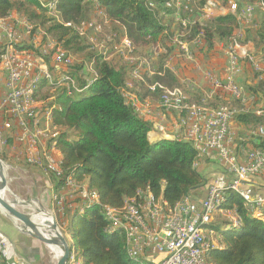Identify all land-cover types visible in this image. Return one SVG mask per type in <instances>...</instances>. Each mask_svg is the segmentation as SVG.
Segmentation results:
<instances>
[{
    "label": "trees",
    "instance_id": "trees-1",
    "mask_svg": "<svg viewBox=\"0 0 264 264\" xmlns=\"http://www.w3.org/2000/svg\"><path fill=\"white\" fill-rule=\"evenodd\" d=\"M169 1L172 2L56 0L57 14L47 18V7L44 8L40 0H0V18L6 17L15 8L30 21L43 25L44 35L51 34L57 46L73 54H80L87 60L78 65L71 64L67 71L56 70L52 85L55 86L54 99L50 105L53 106V123L64 128L58 135L56 132L52 136L54 148L57 147L61 153V160L57 162L63 169L60 177L52 175L54 188L61 187L64 178L70 174L71 181L76 185L77 182L85 181L86 187L90 189L88 192L97 200V203L89 205L82 214L75 212L68 218L67 230L74 246L71 249L75 252L76 259H81L84 264H140L127 256L122 231L108 233L104 230L108 221L102 206L120 208L126 199L141 204L145 196L157 200L156 197L161 195L162 201L172 208L188 192L193 194L204 188L201 186L204 172L209 167L218 166L216 160L210 158L205 160L206 166H194L197 157H200L195 146L174 135H171L172 140L161 139L150 143L147 140L150 124L136 114L121 92L126 82L134 79L130 74L131 67L135 64H130L129 67L117 54L105 59L103 54H98L91 43L86 41L83 37L85 33L80 34L72 25L81 22L87 24L92 19L100 21L97 10H102L110 18V25L118 39L119 36H124L133 45H149L152 50L176 48L177 44L170 43L173 39L171 36L181 32L185 33L181 39L186 41L198 36L203 46L200 50L206 53L212 50L216 41H223L226 45L229 41L230 44L235 41L232 33L238 26V21L234 13L227 12L201 19L200 10L206 0H192L191 12H184L181 6L178 15L185 19L190 16L192 19L186 20L193 22L182 26L181 21H178L180 25L176 30L173 20L176 19V10L173 3V7L166 5ZM235 1L239 9L246 4H256L252 9L253 14L256 9L263 8L264 11V0ZM226 2L228 0H220V3ZM67 22L70 24L65 25ZM33 27L32 25L31 29ZM250 31L244 29V38L238 37L237 41L245 43L251 39L255 44L254 56L264 59V24H260L254 33ZM161 41L167 43L166 48H162ZM11 48L33 50L36 55H41L32 46L22 48L11 43ZM180 52H171L170 55L184 59L181 50ZM45 59L48 65L49 60L47 57ZM90 62L92 68L88 69ZM161 69L153 74L151 82H161L164 85L167 82L163 80L169 77L172 83L168 85L173 88L178 86L173 72L169 68L164 71ZM257 73H254L253 82L245 85V88L257 99L258 107L264 110V72L263 75ZM45 81L37 80L33 86L36 84L39 87ZM66 82L68 86L64 84ZM160 88L161 91L156 89L150 93L156 95L154 99L161 93L163 95L172 91L162 86ZM35 90L32 88V100L37 103ZM161 96L159 100L156 99L157 103L161 101ZM141 97L145 103L147 98ZM187 103L200 104L189 97ZM237 119L244 125L264 124V118L254 113L240 114ZM261 144L264 146L262 142ZM55 200H58V195H55ZM220 207L233 209L240 219V226L233 230L224 229V222L223 225L217 222L212 224L218 231L221 245L209 251L208 260L213 264H264V216L247 209L244 199L233 189H226L223 193Z\"/></svg>",
    "mask_w": 264,
    "mask_h": 264
},
{
    "label": "built area",
    "instance_id": "built-area-1",
    "mask_svg": "<svg viewBox=\"0 0 264 264\" xmlns=\"http://www.w3.org/2000/svg\"><path fill=\"white\" fill-rule=\"evenodd\" d=\"M176 2V17H179L178 10L181 6L184 8V12H191L193 8L191 5L192 0H176ZM47 6L49 7V3ZM201 11V16L204 18L231 12L235 14L239 22H243V19H250L253 14L245 9H239L235 0H228L226 7L219 0H206ZM179 20L182 26L185 21H188L185 18H179ZM20 23L27 33L32 30L28 28L27 21L22 20ZM16 24L15 21L8 19L5 26H0V43L4 40L5 44V46L3 44L4 48L0 53V71L5 76V90L0 99V117L4 119L5 129L11 128L10 119L14 118H17L21 126L24 127L22 138L29 137L26 161L29 164L30 161H39L40 167L46 162L44 165L45 170H50L56 177H60L63 169L57 160L53 158V154L50 156L49 153L51 152L47 150L39 154L44 146L40 147V144H36L39 137L49 136L51 138L57 132L56 128L55 126L51 127V122L47 119V113L44 115V128H38L37 120L39 119H37L36 110L29 102H26V91L31 82L36 77H48L50 79L52 74L46 69L47 66L43 57L36 55L33 50L11 49V42L17 41L19 37L15 29ZM79 31L80 34L83 33L81 29ZM124 38L122 39L123 43ZM175 41L181 47L182 56L185 60H195L193 54L190 53L191 44L192 47L199 46L200 38L195 41L193 39L186 41L181 38ZM52 47H54V50L51 54V60L57 64L69 66L71 63L69 54L56 44H53ZM238 47L237 43H232L224 49L227 64L223 69V75L213 77L209 74V70L204 72V75L211 84L212 93L215 90H221L231 95L232 99L245 98L246 102L245 90L236 80L237 76L241 74L242 62L247 60L257 72L262 71L263 68H261L262 65L258 61L259 58H256L251 52L241 53L236 50ZM125 48L126 53H128L132 47L125 46ZM119 51L125 56L122 50L119 49ZM34 54L38 58L35 59ZM38 59L45 66L37 64ZM129 60V63L132 64L131 59ZM44 70L45 72H43ZM147 74H150V71ZM121 92L125 96L128 105L134 109L138 116L143 117L144 121L150 124L152 130L174 134L194 141L203 150V155L214 152L218 163H221L224 168V172L214 173L212 178L207 179L208 185L203 198L193 199L191 194L187 193L183 205L180 206L179 213H170L169 206L165 202H161L160 195V197H156L157 205H150L147 211L143 213H136V209L133 208L129 217L124 218L133 230L135 248L152 254L157 262L162 264H202L200 250L211 244L207 243V233L210 230L202 234V238L192 239V225L200 219L215 220L216 214L213 211V202L216 197H220L226 192V186L243 187L247 194L252 196V206L255 211L264 214V194L255 196L253 188L249 186L253 176L258 174L264 176V149L255 148L249 152H244L242 156L234 153L233 145L236 134L231 127L233 119H229V114L205 115L202 112L181 108L179 105L165 106L161 101L158 109H150L148 102L139 103L137 96L133 92H129L128 89L121 88ZM248 112H259L264 115V110L259 107L245 108L238 114H247ZM29 122H33L32 130L28 126ZM249 131V135L264 142V124H255L249 127ZM3 144L4 141H1L0 138V151ZM49 145L51 146L48 149L54 151V143ZM216 184H225V191H216ZM61 188L75 190L78 192L80 200L89 201L87 195L81 193L80 189L74 188L70 174L64 178ZM63 197H59L60 204ZM178 239H188V246H178ZM0 264L36 263L20 256L11 240L0 233Z\"/></svg>",
    "mask_w": 264,
    "mask_h": 264
},
{
    "label": "rangeland",
    "instance_id": "rangeland-1",
    "mask_svg": "<svg viewBox=\"0 0 264 264\" xmlns=\"http://www.w3.org/2000/svg\"><path fill=\"white\" fill-rule=\"evenodd\" d=\"M42 1H43V5L42 6L44 8L47 7L45 16L47 18L48 17L51 18V17L55 16L54 14H57L56 13V4H54V6L51 7V8H49L47 6L48 3L52 2L53 0H41V2ZM169 2L173 3L175 10H177V2H176V0H172V2L171 1H169ZM219 2H220V0H219ZM221 4L223 6H225V7L227 6V2L226 3H221ZM254 6H256V4L255 5L252 4V9L254 8ZM169 7H173L172 4H170ZM245 8L246 7L244 6V9ZM12 10L16 11L15 8L12 9ZM260 10H262V9H260ZM212 11H214V10H212ZM102 14L105 15L104 13H102ZM200 14L202 15V11L201 10H200ZM97 15L100 16V18H101L100 21H98V20L94 21L93 20L92 22L87 23V24H86V22H81L80 24H72V25L78 31H79V29H81L85 33L83 35V37L86 39V41L89 44L91 43V46L94 49L97 50L98 54L99 53L103 54L105 56V59L116 55L115 52L120 53L119 49L122 50L125 53V56L121 55V58L124 60L125 63L128 64L129 67H130V63H128V62H130L129 59H131V61L133 62L132 64H135V65L131 67L132 70H131V74L130 75L134 79L128 80L123 88L128 89L129 92H133L137 96V100H139V103H143L141 96H144V98H147L145 100V102H148V104H153L154 103L153 101L155 100L154 98L156 97V95L148 93V90H147V85L149 83H152L151 81H153V79H154V75H153L154 71H157V70H154V68L157 69V67L159 65L163 64V62L166 61L165 64L167 65V68H171L170 71L174 72L172 70V69H174V65H171L172 62L173 63L175 62V63H178V64H179V62H188V64H189V63H193L195 61V60L189 61L190 59L189 60H185V59H182L179 56H175L174 54L170 55L171 52L172 53L173 52L181 53L180 50H182V49H181V47H178V44H177V42L175 40L180 39L182 36L185 35V33L181 32V34L180 33L178 35L173 34L171 36V38H173L172 39L173 41L171 40L170 43L177 44L176 48H173V47H167L166 48L165 46H166L167 43H164V41L163 42L161 41L160 43L162 45V48L164 47L166 49L152 50V47H150L149 45H145V48H143L144 46L143 47L142 46H135V45H133L130 42V40L127 37L124 38V36L123 37L119 36L121 39L124 38V43L122 41L120 43V41L117 38V35L115 33V30L113 29V27H111L110 23H108V20H109L108 17L106 15L104 16V19L106 20V22H105L104 19H103V16L101 14H97ZM22 17H23V15H22ZM6 18H9V13L6 16ZM175 18L176 19H173V20H174V23H175L174 24L175 29L177 30L178 26L180 25L178 23V21H180V20H179V17H175ZM203 18L204 17L201 16V19H203ZM186 19H192V18L189 16ZM250 19H248V20L243 19V22H239L238 21V26L233 30V33H232V36H233L232 39L235 38V41L233 43H237L238 45H243L242 43L237 41V38L239 37L238 34L239 33L241 34L242 30H244V29H247V30L249 29L250 30L252 28L251 26L253 24L251 23ZM25 21H27L28 23H30V24H32L34 26L33 29L30 30V32L27 33V34L31 35L32 33H34V34L38 35V37L40 38V39H38L39 42H43L42 33H44V31H45V27L43 25L41 26V24L39 22L36 23V22L30 21L27 17H25ZM259 23H261V21H256L255 22V24H257V25H260ZM64 24L65 25H69L70 23L67 22V23H64ZM183 25H185V22L183 23ZM23 29H24V27H23ZM183 32H186V31H183ZM48 35H49V37H48ZM46 36L48 37L47 38L48 39V41H47L48 43L47 42L44 43V45H46V49H45V51L43 53L40 52V54L44 57V59H45V57L48 58V60H49L48 65L45 62L46 66H47L46 69L52 75H50V79L48 77H36V79H34L35 80L34 83H36L37 80L40 81L42 79H45L46 81L44 83L40 84L39 87H38V85L35 84V86H33V88L36 89L35 90V99H36L37 103L39 104V100L38 99H40V100H43L45 104H48V106H50L52 104V100L54 99L55 86H52V85H53V79H54V77H56V74H55L56 70H61V72L62 71H67V70H70L69 66L71 64H77L78 65V64L83 63L84 61H87V60L84 57H82L80 54H73V53L65 50L67 52V54H69V56H70V61H71L70 65L69 66H64L62 64L55 63L54 61L51 60V54L53 53V50H54V47H52V46H53V44L56 41L51 36V34H46ZM197 38H199V37L196 36L193 39V41H195ZM18 39H19V37H18ZM20 42L21 41L17 40L16 44H19ZM200 43H202L201 40H200ZM215 43H216L215 46H217L218 44H222L223 45V48L220 50V53H219L220 55L223 54V57H225V61H224L223 65H222L223 68L221 70H217L216 68H213L211 65H208L205 62V60H204V62H200L199 65H195V69L200 74V76H199V74H197L198 76L196 78H199L201 81H203L202 78L205 79V81L209 85H211V84L205 78L204 72L209 70L210 71L209 74L211 76H213V77L214 76L220 77L221 75L224 74L223 69L226 67L225 65L227 64V57H226V53L224 52V49L227 48L230 45V41H229V44H227V45L223 41L222 42H217L216 41ZM3 44H4V40H3V42L1 41V43H0V53H1V50L5 46V44H4V46H3ZM124 45L132 47L131 49H129L130 53L129 52L126 53V48H125ZM254 46H255V44H254ZM197 47L198 46L192 47V44H191L190 53H192L193 56L195 55V53H194L195 51L194 50H196ZM22 48H24V47H22ZM236 50H238L240 52L245 51L243 49H241V50L236 49ZM152 52H154L156 54H153ZM216 53H218V52H216ZM244 53H247V52H244ZM254 53H255V49L252 52V54L254 55ZM149 55H151V57L153 59H150ZM34 56H35V59L38 58L35 54H34ZM255 57L259 58L258 61L261 63V65H262L261 68H263V69L259 73L255 72L254 70H251V71H252L253 74L257 73V74L263 75L262 72H264V63H263L264 59H262L261 57H258V56H255ZM178 59H180V60H178ZM194 59H195V56H194ZM41 63L42 62L40 61V59H38L37 64H41ZM45 64H41V65L45 66ZM49 64H50L51 67L49 66ZM91 64H92V62H90L89 66L87 67L88 69L92 68ZM244 65H248L249 68L252 69L251 68L252 66L249 64V62L247 60H243V62H242V71H243ZM197 67H199V69H197ZM149 71H150V74H147V73H149ZM242 71H241V73H242ZM43 72H45V70ZM189 73L192 74V75L195 74L193 72H189ZM60 75L62 76L61 73H60ZM239 75L237 76V78L239 77ZM173 76L175 77L174 74H173ZM163 77H165V76H163ZM237 78H236V80L239 81ZM175 79H176V77H175ZM258 80H260V79H258ZM241 81L243 83H239L238 82V84L242 88H244L243 87L244 86V79H242ZM163 82H167L166 83L167 85L166 84H164V85H166V87H169L168 90H172V92L175 91L177 93H180V94H182L184 96H188L189 97L188 93L180 85L178 80L176 81L178 86L175 85L174 88H173V86L171 87V86L168 85V84L172 83L169 77L168 78L165 77ZM181 82H183V81H181ZM142 83H144V84H142ZM158 83L163 84L161 82H158ZM64 84L66 86H68V82H66ZM200 85H202V83H200ZM159 87H161V86H159ZM153 88H154V86L150 87V89H153ZM244 90H245V88H244ZM245 93H249V92L247 90H245ZM161 95H162V93H161ZM161 95H159L158 100H159ZM218 95H220V97H221L220 99L221 100H219L218 98L214 99V97H212L210 99H208V98L205 99V98L202 97L201 99H199V103L204 104V105L209 106V107H216V106H220V105H226L229 108H233L234 107L235 109H238V110L241 109V108L242 109L250 108L252 106L253 107H258V105L256 103L257 99H255V97L253 95H250V93H249V95L247 97V101L244 102V104H246V105L240 104L239 101H237V100H232L229 97V95L226 94L224 91H222V93L218 94ZM198 98H200V97H198ZM189 99H190V97H189ZM192 101H198V100H192ZM37 103H34V105L32 106L36 110L37 119H39V120H37L38 121L37 122V127L38 128H44V121L41 123L40 118L42 116H44L46 113H49L50 118H51V127H53V126L56 127V129L58 130L57 131L58 132L57 135H58L59 132L63 131L64 128L57 127L53 123L52 115H51V110H52L53 106H51V109L49 111H46L45 109L40 111V105L37 107ZM234 103L236 104V107H235ZM48 106L47 105H43V108H46ZM45 111H46V113H45ZM238 115H240V114H237L235 116V118ZM3 123H4V119L2 117H0V138H1V141H4L3 148L0 151V156L2 155L1 158H0L1 161L3 163L5 161H7L6 159H2L3 155L8 154V153L9 154L12 153V154H15V156L19 157V158H15V159L13 158L14 162L16 160L17 162L22 161V163H24V164L16 163V164H14V166H9L7 164L5 165V167H6L5 176L7 175L6 176L7 177L6 178L7 190L5 192L6 193L5 195H7L6 198L10 199L11 193L14 194V195H15V193L16 194L19 193V195H21V197H19V196L18 197L20 199H22V200H27V199L33 198V196H34L35 199L37 200V202L40 201L39 202L40 207L41 206L44 207L51 214V217L54 219L55 223L57 224V227H58L59 231L62 233V235L65 236L70 248H74L73 243L71 242L70 234H69V232L67 230L68 218H69L70 214L75 213V212H77L78 214H82L86 208L90 207V206L85 207L86 204L89 201L88 200H80V198L78 197V192L75 191V190H70L69 188H65L64 189V188H61V187H59L58 189H55L54 188V181L52 179V175L53 176H55V175L52 174L51 172H49L50 170H45V166L44 165L46 164V162H44L41 167H38V166L30 165L32 163H36V161H30V164L26 161L27 153H28L27 143H28V138L29 137L22 138L23 132H24V127L21 126L19 120L17 118L10 119V126H11L10 129H5ZM254 125H252V123H248L247 125H245V127L247 128L246 132L250 133L249 127L254 126ZM28 126L32 130L33 122H29ZM149 131L152 132L154 130H152L151 127H150ZM149 131H148V133H149ZM154 132H156L157 136L158 137L160 136V137H159V139H157L156 136L151 137L152 135L149 136L148 133H147V140L150 143L151 142H156V141L161 140V139L170 138L168 135L165 134V132H159L157 130L154 131ZM54 134L52 136H54ZM70 134H72L71 131H70ZM8 135H10L9 138H13L14 143H12V140L8 143ZM52 136H51V138L49 136L39 137V139L36 140V144H40V147L44 146V149L42 151H40L39 154L44 152V150L50 151L51 152V153H49L50 156L53 154L52 153L53 150L48 149V147L51 146L49 144H51L52 141H53ZM243 138L244 137H242L241 135H238V136L235 137L236 143H240V142L242 143L241 145H242V153L243 154H244V152H246V151L249 152L250 150H253L255 148L264 149V146L261 144V142L264 144L263 141L257 140V141L252 142V143H247L246 141L243 140ZM252 138H253V136H252ZM168 140H172V139H168ZM181 141H183V140H181ZM55 145H56V140H55ZM54 151H55V156H59V154L61 156V153L57 149V147L54 148ZM214 155H215L214 152H209L206 155H202L200 157H197L196 161L194 162V166L199 167L201 164H203L205 162L206 159L215 158ZM240 156H242V154H240ZM40 157L42 158L41 155H40ZM55 160H57V159H55ZM58 160L60 161L61 157L58 158ZM38 163H39V161H38ZM218 172H224V168H223L221 163H218V166L214 165L212 169H209V170L204 172V174H203L204 180L202 181L203 184L201 186L206 189V186L208 185L207 179H209L210 177L212 178L213 174L214 173H218ZM258 176H261V174L255 175L253 177H258ZM252 178H251V180H252ZM71 183L73 184L74 188L80 189L81 193H83L84 195H87L89 200L92 198V194L88 192V190H90V189L86 187V182L85 181L77 182V185L73 181H71ZM79 186H81V187H79ZM83 188H86V190L83 191ZM188 193L191 194V192H188ZM55 195H58V200H55ZM60 196H64L63 199H62V203L63 204L61 203L62 205L60 204V198H59ZM191 196L193 197V199H197V200L201 199V198H196L193 194H191ZM1 215L5 216L3 214V212H0V216ZM216 222L219 225H221V224L223 225V222L224 223L228 222V218H226L225 216L216 215L214 223H216ZM106 226H107V223H106ZM106 226H105L104 230L106 229ZM239 226H240V222H239V224H237L236 227L239 228ZM2 229L7 234H9V230H8L7 227H2ZM108 233H112V232H108ZM17 236L18 235H16V237ZM214 239H215V241L218 242V244L221 245L220 241H218L219 240L218 234H217L216 237H214ZM40 246L41 247L39 249H37V248L34 249V252L36 253L37 263L38 264H48V263L49 264H51V263L55 264V261L53 260L51 254L48 253L49 251L46 249V247L43 244L40 245ZM77 256H78V253H77ZM77 261L81 262L82 260L78 259Z\"/></svg>",
    "mask_w": 264,
    "mask_h": 264
},
{
    "label": "bare ground",
    "instance_id": "bare-ground-1",
    "mask_svg": "<svg viewBox=\"0 0 264 264\" xmlns=\"http://www.w3.org/2000/svg\"><path fill=\"white\" fill-rule=\"evenodd\" d=\"M171 3L168 2L166 5L169 6ZM9 18H0V26H5L7 24V20ZM28 28L31 29L32 25L28 23ZM184 35V34H183ZM16 43L17 41H12L11 43ZM55 44V43H54ZM126 45V44H125ZM12 50H15L11 48ZM133 75V74H132ZM36 79V78H35ZM33 80L26 91V102H29L31 106L34 105V101L32 100V88L34 84ZM186 95V94H185ZM176 96V97H173ZM232 99V96L229 95ZM188 96H184L180 93L175 91H168L161 96V103L165 106H175L179 105L181 108H188L190 111L194 112H202L205 115H212V114H229V119H233L234 115L239 112L241 109L229 108L226 105H220L216 107H209L204 104H195V103H187ZM232 100L239 101L240 104H243L244 98H236ZM159 103L154 104L156 109L159 108ZM235 104V103H234ZM153 106V105H152ZM154 107V106H153ZM152 107V108H153ZM154 107V108H155ZM236 107V104H235ZM151 108V105H150ZM174 135V134H170ZM175 136V135H174ZM177 138L183 139L185 141H190L195 146V149L198 152V155H203V150L199 148V144H195L194 141L189 139H184L180 136H176ZM7 176V175H6ZM5 176V177H6ZM14 177V176H13ZM12 177V178H13ZM7 178V177H6ZM9 178V177H8ZM226 189H233L235 190L243 199L244 205L247 209L254 211L255 208L252 206V197L247 194L245 190L241 188V186H226ZM225 184H216V191H224ZM6 194V193H5ZM30 195V194H29ZM144 196V195H142ZM7 197V195H5ZM185 197L177 202L172 208H169L170 213H179L180 206L183 205ZM10 201L13 203V207L28 212H34L32 217V224L37 229V231L45 237L49 244L45 245L46 249L49 251L48 253L51 254L54 261L58 257L61 256V248L52 242L54 237V232L51 229L52 217L48 211L40 210V204L37 202L35 198H30L27 200H22L18 197V195H14L11 193ZM223 201V194L220 197H216L215 201L213 202V211L216 215L225 216L228 218V222L224 224V229L233 230L237 229V224H239L240 219L238 218L236 212L233 209H223L220 207L221 202ZM161 202L162 199H161ZM97 203L96 198L92 195V198L86 204L85 207ZM150 205H157V200H151L149 196H145L143 202L141 204H137L132 200H125L124 204L120 208H113L111 206L105 205L102 206L103 213L108 221V225L106 226L107 232H114V231H122L124 235V242L126 247V254L129 259L136 261L140 264H162L156 261V258L152 254H148L145 250H137L135 248V243H133V230L126 219L131 214L133 208L136 209V213H143L146 212ZM259 215L264 216V214L257 211ZM212 224H214V220L210 219H200L199 221H195L192 225V239H199L202 238V234H204L207 230V243H211L206 246V248H201L200 250V258L202 264H213L212 262L208 261V253L212 248H218L220 244L215 241L214 237L217 236L218 231H216ZM219 238V234H218ZM219 241V240H218ZM178 246H188V239H178ZM75 252L70 248L69 256L67 258V264H84L82 261L78 262L76 259ZM49 264V263H48ZM53 264V263H51Z\"/></svg>",
    "mask_w": 264,
    "mask_h": 264
},
{
    "label": "crops",
    "instance_id": "crops-1",
    "mask_svg": "<svg viewBox=\"0 0 264 264\" xmlns=\"http://www.w3.org/2000/svg\"><path fill=\"white\" fill-rule=\"evenodd\" d=\"M54 4H56V0H53L52 2L49 3V8L53 7ZM245 7H246L245 8L246 11L252 13V5L251 4H246ZM242 9H244V7ZM102 13H103L102 10H97V14H101L103 16V19H104L105 15H103ZM22 15L23 14L18 13L15 10H10V12H9V19H11V20H13V21H15L17 23L15 29H16V31L19 34V39L18 40L21 41L18 44V46H21V47H24V48H26L27 46H32L33 48H35L39 52H43L46 49V45H44V43L48 41L47 38L49 37V35H48V37L46 35H43V42H39L38 39H40V38L38 37V35H36L34 33H32L31 35H28L27 32L21 26L22 24L20 23L22 20H25V17H26L24 15L22 17ZM108 19H109L108 23H110L111 20H110V18H108ZM93 20L94 19H92V21ZM100 20H101V18H100ZM250 20H251V23L253 24L251 26L252 28L250 29L251 30L250 32L253 33V32H255V30L257 28L260 27V25L255 24L256 21H261V23H259V24H262V23L264 24V11L260 10V9H256ZM104 21L106 22L105 19H104ZM192 22L193 21H191V22L190 21H185V25H187L188 23H192ZM185 25H183V26H185ZM243 31L244 30H242L241 34L240 33L238 34L240 38H244ZM119 41L121 43L122 39L120 38ZM242 44L243 45H239V47L237 48L239 50H241V49L245 50V51L242 50L243 52H241V53H244V52H247V53L251 52L252 53L254 51V49H255L254 43H253V41L251 39L247 40L245 43H242ZM143 48H145V47H143ZM201 48H203V46L200 43V45L197 47V49L194 50L195 51L194 52L195 53V55H194L195 56V61L193 63H189L188 64V62H179V64H178V63H175V62L173 63L172 62L171 65H174V69H172L174 71L173 74L175 75L176 79L179 81L180 85L188 93L190 99L199 101V99H201L202 97L205 98V99L206 98L210 99V98L214 97V99L218 98L219 100H221L220 99L221 98L220 95H218V94L222 93L221 90H215V92L212 93L211 92V86L205 81V79L202 78L203 81H201L199 78H196L198 76L197 74H199V72L195 69V65H199L200 62H204V60H205V62L208 65H211L213 68H216L217 70H221L223 68L222 65H223V63L225 61V57H223V54L220 55L219 53H220V50L223 48V45L222 44H218L217 46H214L212 48V50L208 51L207 53L204 50H200ZM216 52H218V53H216ZM115 53L121 58V55H122L121 52L120 53L115 52ZM152 53L156 54L154 52H152ZM149 57H150V59H153L151 57V55H149ZM121 60L124 62V60L122 58H121ZM165 62H163V64L159 65L157 67V69L154 68V70H159V69L162 68L161 70L164 71V69L167 68V65L165 64ZM169 69H171V68H169ZM189 72H193L195 74L192 75ZM154 73H156V71H154ZM199 76H200V74H199ZM253 76H254V74L252 73V71L249 68V66L248 65H244L242 73L237 78L239 80L237 82L243 83L241 80L244 79V86L243 87L245 88V85L247 86V84H250L252 82V80H254ZM180 80L183 81L184 83L181 82ZM4 83H5V76L0 71V99H1V96H2V94L4 92V90H5ZM200 83H202V85H200ZM154 85H155V88L159 89L160 91H161V88L159 86H162L164 88H169V87H166L165 85L160 84L158 82H152V83H149L147 85V90H148L149 93H153L156 90V89L155 90L150 89V87L154 86ZM246 95L248 97L249 93H246ZM198 97H200V98H198ZM156 99L153 101L154 102L153 104H150L151 105L150 109H156V107L154 105V104H156L158 102V100H156ZM38 100H39V104L37 103V107L40 105V111H42L43 109H45L46 111H49L51 109V106H48V104H45L43 100H40V99H38ZM244 102H245V98H244ZM244 102H243V104H244ZM43 105H47L48 107L43 108ZM242 110L243 109H241L240 111H242ZM46 111H45V113H46ZM248 113H254L257 116H262L264 118V115L260 114L259 112H248ZM48 115H49V113H47V119L51 122V119L48 117ZM40 121H41V123L44 121V116H42L40 118ZM231 127L235 131L236 136L241 135L242 137H244L243 140L246 141L247 143H252V142H255V141L259 140L257 137H253L252 138V136L249 135L246 132L247 128L245 127L244 124H242L240 121H238L237 117L234 118V120H232ZM148 135L149 136L152 135L151 137L156 136L157 139H159V137H160V136L158 137L157 133L154 132V131H152V132L149 131ZM166 135H168L170 137V138H168L166 136L168 139H171V135L170 134H166ZM9 136L10 135H8V143L11 140H12V143H14L13 138H9ZM241 144H242L241 142L240 143H236V141H234V145H233V152L234 153H236L238 155L243 154L242 153V145ZM3 157L7 160V161H5L6 163L4 162L5 165L7 164L9 166H14V164H16V163L24 164V163H22V161L17 162L15 160V162H14L13 158L14 159L15 158H19L18 156H15V154H12V153L9 154L8 153V154L3 155ZM60 157H61L60 154H59V156H55V151H53V158L58 160V158H60ZM211 159L216 160V162L218 163V160H217L216 157L215 158H211ZM30 165H34V166L40 167V162L38 163V161H36V163H32ZM200 166L201 167L206 166V163L204 162ZM212 168L213 167H209L207 170L212 169ZM249 186L253 188L255 196H257L258 194H264V176L253 177L252 180H251V184H249ZM17 194H18L19 197H21V195H19V193H17ZM205 194H206V189L205 188L199 189L198 191L193 193V195L196 198H203L205 196ZM33 198H35V197L33 196ZM1 216H0V222H1L0 223V233L11 240V242L15 246V249H16L17 253L20 256H23L26 259L38 264L37 263V259H36V253L34 252V249L36 248V246H35L33 240L29 236L19 232L17 227H16V225L14 224V222L12 220L7 218L6 216H2V217ZM2 227H7L8 230H9V234L10 235L7 234L5 231H3ZM16 235H18V236L16 237Z\"/></svg>",
    "mask_w": 264,
    "mask_h": 264
},
{
    "label": "water",
    "instance_id": "water-1",
    "mask_svg": "<svg viewBox=\"0 0 264 264\" xmlns=\"http://www.w3.org/2000/svg\"><path fill=\"white\" fill-rule=\"evenodd\" d=\"M6 167L5 164L0 159V212L12 220L16 225L19 232L29 236L37 249L40 245H47L49 241L45 239L34 227L31 220L34 212L22 211L13 207V203L10 199L5 197V192L7 190V181L5 177ZM40 210L47 211L44 207H40ZM51 229L54 232V237L52 242L61 248V256L55 261V264H67V258L69 256L70 246L64 235L59 231L57 224L52 218ZM46 247V246H45Z\"/></svg>",
    "mask_w": 264,
    "mask_h": 264
}]
</instances>
